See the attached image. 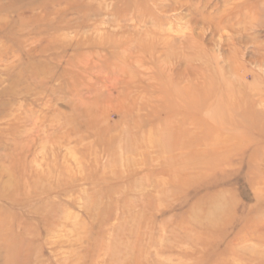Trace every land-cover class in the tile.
Listing matches in <instances>:
<instances>
[{
    "label": "rangeland",
    "instance_id": "obj_1",
    "mask_svg": "<svg viewBox=\"0 0 264 264\" xmlns=\"http://www.w3.org/2000/svg\"><path fill=\"white\" fill-rule=\"evenodd\" d=\"M0 264H264V0H0Z\"/></svg>",
    "mask_w": 264,
    "mask_h": 264
},
{
    "label": "bare ground",
    "instance_id": "obj_2",
    "mask_svg": "<svg viewBox=\"0 0 264 264\" xmlns=\"http://www.w3.org/2000/svg\"><path fill=\"white\" fill-rule=\"evenodd\" d=\"M243 25V24H242ZM227 167V166H226ZM214 199V198H213ZM225 203V202H224ZM211 212V211H210Z\"/></svg>",
    "mask_w": 264,
    "mask_h": 264
}]
</instances>
